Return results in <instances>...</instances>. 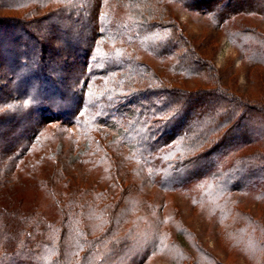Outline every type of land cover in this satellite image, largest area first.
Wrapping results in <instances>:
<instances>
[{
  "label": "rangeland",
  "instance_id": "1",
  "mask_svg": "<svg viewBox=\"0 0 264 264\" xmlns=\"http://www.w3.org/2000/svg\"><path fill=\"white\" fill-rule=\"evenodd\" d=\"M184 1L197 9L189 10ZM209 1L219 2L102 0L91 51L74 56L84 68H76L74 76L80 70L86 76L95 74L79 78L76 85L80 94L91 97L93 109L81 107V115L74 120L64 116V108L40 105L39 125L28 134L29 145L21 142L22 149L17 151L23 159L18 172L9 178L0 173L1 237L6 251L14 252L22 237L28 244L20 258L24 264H81L84 256L95 259L89 264H98L101 251H107L108 264H264L263 123L250 116L241 128L233 122V129L225 135L229 130L228 122L222 120L226 103L220 102V110L214 112L202 107L215 98L203 94L197 102L198 94L195 99L188 97L178 130L184 131L190 123L196 136L213 131L219 123L213 131L218 133L211 137V142H222L219 152L202 154L197 160L191 157L190 162L174 168L182 157L171 153L172 164L167 166L170 150H165L159 162L148 157V163L140 147L139 139L160 138L167 129H160L161 119L156 121L149 109L146 98L151 89L197 92L219 86L235 97L264 105V61L258 64L253 59L256 51L264 53V14H237L216 33L202 11ZM235 1L242 7L253 2ZM259 7H264V0ZM133 23L160 27L148 28L143 39L137 40L127 34ZM172 26L182 39L173 55L161 56L157 50L168 44ZM234 30L247 33L231 39L228 32ZM182 53L187 54L185 62L200 58L208 63L204 69L212 67L209 74H203L207 79L201 75L187 79L185 73L177 72ZM110 54L113 65L121 64L114 71L106 67ZM3 71L1 89L8 87L10 78ZM176 109L165 117L170 119ZM248 127H254V132ZM192 138L185 152L196 158L211 142L199 149L193 143L196 137ZM63 202L72 207L64 226L66 238L59 246L52 240L62 228ZM153 230L158 246L148 255L147 240ZM102 237L117 239L116 248L101 244Z\"/></svg>",
  "mask_w": 264,
  "mask_h": 264
},
{
  "label": "trees",
  "instance_id": "2",
  "mask_svg": "<svg viewBox=\"0 0 264 264\" xmlns=\"http://www.w3.org/2000/svg\"><path fill=\"white\" fill-rule=\"evenodd\" d=\"M184 5L189 10L197 9V5H189L187 1H184ZM205 5L206 8L202 7V11L209 17L213 30L216 33L218 31L221 32L224 26L237 14H264V7H259L260 0H253L252 3H249L245 7H242L243 5L235 0H229V3L225 5L221 3V0L219 2L209 1ZM44 9H49V11H44ZM101 9L102 0H75V2L68 0H0V71L5 69L6 71H3V75L10 76L9 81H7L8 87L5 89L0 88V173L9 175L8 178L18 172L19 167L17 168V165L23 161L17 153L19 149H22L20 143L25 142V144L29 145L28 134L39 125L38 115L40 105L48 103L64 108L62 111L64 116L73 118L74 120L81 115V107L87 106V108L93 109L94 103H91L93 102L90 101L91 97H86L85 93L80 94L76 88L78 79L86 76L84 70L82 72L80 70V75L77 73L78 76H74V73H76V68H83V66H79L82 62H76L77 57L79 55L82 56L84 53L88 54L91 51L92 42L95 40V30L99 27V12ZM21 11L24 12L23 16L20 14ZM42 11L44 12L42 13ZM102 27L104 26L101 25L100 28ZM155 27H160V25L133 23L128 27L131 32L127 34H132L137 40H141L148 28L154 29ZM172 28L174 29L173 34L171 32L168 35L169 38L166 39L168 40V44L157 50V53L161 56L173 55L177 48V41L182 39V36L179 39L175 26H172ZM126 31L127 26L121 30V36ZM7 33L9 36L5 38ZM85 33H87V36L84 35ZM245 33L247 31L234 30L228 32L231 39H234L236 36H242ZM115 34L120 36V33ZM242 45L245 51L248 50L246 43ZM148 48L150 49L152 46L150 45ZM193 54L191 52V56ZM75 55L77 57H74ZM113 57L110 54L106 61V67L109 71H114L117 69L115 67L121 65H113L111 60ZM186 57V53H182L178 57L180 60L176 64V69L177 72L185 73L187 79L196 75H201L205 78L203 74H209L208 72L211 71V66L209 67L210 69H204L207 62L204 63L200 58L192 60L191 57V61L185 62L186 60L183 59H187ZM66 59H69L67 63ZM253 59L254 62L260 64V60L264 61V53L256 51ZM89 76L94 77L95 74H89L86 77ZM97 81L94 80L95 83ZM165 89L164 92L151 89L148 91L149 95L146 98L150 105L149 109L152 108L156 121L161 119L160 121L163 123L160 129H168V131L166 129L160 133V138L157 137L153 140L149 138L145 142L139 139L142 153L145 155L144 158L148 160V163V157L150 161L157 160L159 162L162 157L166 156L165 150H170L167 166L172 164V160L170 159L171 153L183 158L181 162H176L174 168H177L190 162L191 157L197 160V158L200 159L202 157V154H211L212 152H216L217 150L219 152L221 150L223 146L222 142H217L218 139L215 142H211V137L218 133L213 131L217 129L219 123H216L212 127L213 131L206 130L205 134L200 133L196 136H194L195 131L191 129L190 123L186 125L184 131L178 130L179 120L186 116L184 107L186 108L185 104H189L188 97L195 99L199 94L200 97L198 101L196 100L197 102L202 99L201 96L203 94L215 98L209 105H203L202 107H210V110L214 112L220 110L222 106L220 102L226 103L228 110L225 112L222 120L224 119L228 122L227 127L229 130L224 131L225 135L233 129V122L238 123L241 128V125L250 116L255 118L258 124H264V105L262 103L256 104L254 99L247 100L246 98L235 97L234 94L221 90L219 86L209 89H199L197 92H186L187 90L180 88L177 90L175 88ZM179 104H182V109L179 108L177 110L176 108ZM174 109L176 110L170 119L167 118L168 116L165 117L167 113L172 112ZM256 122V129L262 131V128L256 126ZM170 125L172 126L171 128ZM32 128L33 130H31ZM248 128L252 133L254 127ZM147 134L150 133L147 132ZM247 134L250 135L248 131ZM192 137H196L193 143L199 149L203 148L206 142L207 144L211 142V145L205 146L206 150L203 148L198 152L196 158H194L193 154L185 152L189 147V141H193ZM260 137L264 138L262 135ZM10 142L12 144L8 146L9 144L7 143ZM177 145L179 147L176 148ZM173 148L174 151H172ZM158 165L160 164L158 163ZM261 171H264V168ZM160 186L164 188L165 184ZM61 204L64 212L61 224L62 228L56 239L52 240L53 243L59 246H62L65 241L66 229L64 226L69 219L72 207L70 202H63ZM1 216L2 214H0V237L4 234ZM101 239L103 240L101 244L108 243L111 250H114L118 244V240L114 237L110 240L103 237ZM147 242L150 244V248L147 249L148 255H150L157 250L158 246L157 232L155 230H153L151 237L148 235ZM44 244L49 245L48 241H45ZM0 245H3L2 237ZM15 246L14 252L6 251L4 245L2 246L3 248L0 247V263L4 264V262H10L11 260L12 262L18 261V264H24V260L20 258L27 252V240L21 237ZM106 252L101 251V260L98 264H108L110 257L104 255ZM89 261L93 262L84 256L81 264H89Z\"/></svg>",
  "mask_w": 264,
  "mask_h": 264
}]
</instances>
